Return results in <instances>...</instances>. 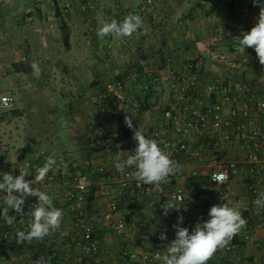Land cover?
Here are the masks:
<instances>
[{"label":"built area","instance_id":"2783aa9c","mask_svg":"<svg viewBox=\"0 0 264 264\" xmlns=\"http://www.w3.org/2000/svg\"><path fill=\"white\" fill-rule=\"evenodd\" d=\"M154 1L141 0L142 15ZM58 4L64 15L69 14L72 0H59ZM35 11L28 8L25 15L34 16ZM258 16L230 29V55L210 51L208 56L212 62L241 70L243 77L210 81L204 78L203 61L195 58H186L179 68H171L169 61L156 67L142 65V72L135 68L118 75L95 97L85 130V147L90 154H55L45 146L24 148L12 156L0 152V182L3 173L19 176L20 170L27 172L25 179L31 181L37 168L48 157L54 158L56 163L45 179L30 186L45 191L64 213L60 227L42 241L18 244L16 231L29 230L32 217L27 213L38 198L27 197L24 216L9 209L8 214L16 221L8 226L2 218L6 193L0 191V261L33 264L45 256L52 258L51 264H104L116 242L124 264H162L159 258L175 239L173 225L178 217H184L181 226L191 233L197 223L210 218L211 206L224 203L221 197L227 195L234 203H242L240 210L248 221L224 248L231 254L227 264H241L239 236L255 230L264 232V208L257 210L254 204L258 194L264 192V66L253 48L237 50V37L250 31ZM150 28L151 23L145 20L144 27L133 35L147 37ZM12 98L10 91L0 92V112L15 108ZM125 116H131L133 125L146 137L157 140L183 170L161 186H138L129 175L134 168L121 173L115 166L109 169L97 161L117 145L125 157L134 154L137 142L125 124ZM81 168L88 171L82 173ZM222 173L226 179L215 182ZM190 177L201 178L202 184L187 188L185 182ZM92 188L96 189V198H106L105 212L89 211ZM123 199H146L150 215L141 220L138 212L131 217L120 215ZM168 201L180 209L165 216L162 205ZM165 230L167 240L161 241ZM208 264L224 263L211 259Z\"/></svg>","mask_w":264,"mask_h":264},{"label":"crops","instance_id":"0c3cea01","mask_svg":"<svg viewBox=\"0 0 264 264\" xmlns=\"http://www.w3.org/2000/svg\"><path fill=\"white\" fill-rule=\"evenodd\" d=\"M25 1L28 3L24 11L21 9L20 13H14L13 10L18 6L22 8ZM2 2L5 12H12L8 16L12 24L18 25L17 20L20 19V25L24 22L33 25L37 33H45L49 40L56 39L64 45L61 33L63 23L60 17L51 12L52 8L54 10L53 0H0V5ZM140 2L141 0H72V9L66 17L68 26L66 32L70 36L69 46L64 45V51L66 50V56L78 59L77 62L73 60L72 67L87 72L90 78L86 83L87 93L78 95L76 101L83 115L75 120L72 127V131L78 136L77 145L81 151L85 147V139L82 137L85 138L86 135L89 111L94 108L95 97L106 83L120 74L135 69L138 64L156 67L169 61L171 68H179L186 58H195L203 61L204 78L210 81L239 79L244 75L241 70L234 69L227 63L210 61L208 56L210 51L230 55L228 41L230 29L239 23H246L260 12V7L254 6L252 0H155L146 15H142L139 10ZM28 8H35L34 16L25 15ZM80 13L82 19L77 16ZM130 13L138 14L143 21L151 23L147 37L133 35L123 39L98 38L97 29L104 22H110L112 19L122 21L123 16ZM21 15L23 17L20 18ZM1 19L3 21L4 17ZM2 24L3 22L0 23ZM139 49L140 54L146 56L145 61L140 59L137 51ZM20 73L18 71V75ZM74 80L77 85L82 82L77 76H74ZM169 93L168 90L167 94ZM118 152L119 148L113 147L104 157L97 158V161H102L112 169L116 164ZM126 200L129 199H123L125 206ZM107 205L106 198H96L94 214L105 212ZM138 207L137 212L141 213L139 220L150 215L146 199L140 200ZM135 212L124 208L120 215L131 217ZM239 241L238 253L242 258L241 264H264V232L255 230L242 233ZM117 248L118 243L115 242L109 248L111 252L105 256L104 264H124ZM212 259L227 264L231 254L221 249ZM0 264L11 263L0 261Z\"/></svg>","mask_w":264,"mask_h":264},{"label":"clouds","instance_id":"9594fccd","mask_svg":"<svg viewBox=\"0 0 264 264\" xmlns=\"http://www.w3.org/2000/svg\"><path fill=\"white\" fill-rule=\"evenodd\" d=\"M254 6L260 7L258 20L250 31L242 33L237 37V50L245 52V48H253L258 57L259 63L264 66V0H252ZM144 27V21L138 14H128L122 21L112 19L110 22H104L97 29V36L101 40L106 37L123 39L132 37L134 33ZM33 75L39 78L41 68L37 61L30 65ZM5 106L8 104V98H3ZM126 126L134 132L133 139L137 142L134 154L124 156V151H119L115 167L117 171L124 173L126 169L134 168L129 175L137 181L138 186L152 185L161 186L169 181L171 176L180 173L183 166L172 159L171 154L163 150L157 140L148 138L143 130L133 125L131 116H125ZM120 146L117 145V148ZM56 163L54 158L48 157L42 167L37 168L34 179L28 181L25 177L27 172L20 170L19 176H13L10 173H3V182H0V191L4 195L3 220L8 226H12L16 221L15 216H10L9 209L24 216V205L27 197H37L38 202L31 206V211L27 213L31 216L30 228L27 232L17 230L15 240L18 244H31L33 240L42 241L52 231L58 229L63 220V210L54 206L53 199L45 191L32 187L42 182L53 165ZM223 181L225 174H220L218 178ZM18 193V195L14 194ZM224 203L211 206L208 220L203 223H197L194 229L182 227L184 217L180 215L177 223L173 225L175 229V239L166 247L165 254L160 257L162 264H208L217 251L228 247L231 241L240 234L247 226V219L244 218L241 202H233L227 195H222ZM256 209L264 208V192L258 194L254 201ZM163 214L179 211L180 207L173 201L165 202L162 205ZM161 241L167 240L166 230L161 232L159 237ZM51 257L40 256L33 264H51Z\"/></svg>","mask_w":264,"mask_h":264},{"label":"rangeland","instance_id":"374dc122","mask_svg":"<svg viewBox=\"0 0 264 264\" xmlns=\"http://www.w3.org/2000/svg\"><path fill=\"white\" fill-rule=\"evenodd\" d=\"M25 3L13 12L24 11L28 1ZM3 4L0 5V23L3 22L0 25V92H11L18 113L7 114L0 123V152L12 156L37 143L52 151L80 152L78 136L72 127L83 115L76 101L78 95L87 93L89 74L72 67L73 60L78 59L66 56L59 40H49L45 33H37L35 27L26 22L20 25V19L18 25L12 24L8 18L12 12H5ZM51 12L55 14L53 8ZM77 16L83 18L81 13ZM33 61H37L42 70L39 78L30 67ZM21 66L28 67L18 75ZM74 76L82 79L79 85Z\"/></svg>","mask_w":264,"mask_h":264},{"label":"trees","instance_id":"16d2710c","mask_svg":"<svg viewBox=\"0 0 264 264\" xmlns=\"http://www.w3.org/2000/svg\"><path fill=\"white\" fill-rule=\"evenodd\" d=\"M53 7H54V11H55L56 16L57 17H60L61 18V21L63 23V25H62V38H63V41H64V45L68 47L69 46V39H70L69 34L66 32V29L68 28L67 23H66V17L68 16V14L64 15L62 13L61 7L59 6L57 0H53ZM137 51L139 53L140 59L142 61H145L147 59L146 56H143V55L140 54V51H141L140 49L137 50ZM26 67H28V66H21L20 68H18V71H20V72L21 71H26L25 70ZM136 68L138 69L139 72H142V70H143L142 65H140V64H138ZM17 113H18V110H16V109H12L10 111H3V112H1L0 113V123H2L5 120L4 117L7 114L17 115ZM82 138L85 139L84 137H82ZM38 144L39 143H37V145H35V146H42V145H38ZM86 144H87V142H85V145ZM48 150H50V149H48ZM50 151L53 152V153H55V154H59V153H62V152H66V149L57 150V151L50 150ZM84 151L87 152L88 154L91 153V151L89 149H87L86 147H84L82 149V152H84ZM81 171H82V173H86L88 170H86L84 168H81ZM201 184H202V179L201 178H198V177H190L185 182V186L187 188H192V187L200 186ZM95 191H96V189L95 188H92V190L90 192V195L88 197V209H89V211L91 213L94 211V203H95V200H96ZM125 204H126V206L124 205V202H123L122 209L126 208L128 210H134L136 212L139 210L138 202L137 201L128 200L127 202H125Z\"/></svg>","mask_w":264,"mask_h":264}]
</instances>
